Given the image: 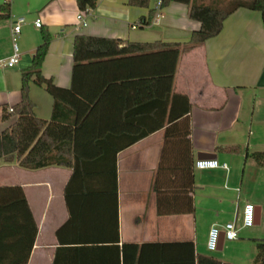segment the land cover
Here are the masks:
<instances>
[{
	"label": "crops",
	"instance_id": "0c3cea01",
	"mask_svg": "<svg viewBox=\"0 0 264 264\" xmlns=\"http://www.w3.org/2000/svg\"><path fill=\"white\" fill-rule=\"evenodd\" d=\"M158 1L137 6L128 0H97L87 15L88 24L80 26L77 0H0L10 3V15L0 18L1 107L21 101L22 72L32 65L42 27L52 33L43 74L63 87H71L75 79L89 94L99 96L104 90L79 133L81 172L72 184L79 192L72 198L73 209L65 195L73 167L31 169L18 160H0V186L21 185L39 225L28 264H118L124 242L180 240H191L196 252L224 261H255L258 242L264 240V165L251 155L264 150L261 11L239 7L224 20L220 33L183 52L168 100L165 94H149L163 89L161 85L136 82L142 76L138 74L154 71L145 70L148 64L139 58L73 70L77 34L185 43L201 27L190 16L189 5L177 1L164 6L158 18L141 24ZM20 15L26 17L16 38L20 60L6 66L3 62L15 50L12 28ZM38 17L41 26L35 23ZM116 75L119 83L111 84ZM30 96L36 115L51 119L54 98L45 84L33 78ZM171 115L177 117L170 119ZM17 118V114L1 118L0 133ZM200 158H217L228 168H199ZM115 177L118 238L112 195L99 191L110 188ZM87 188L93 192L83 194ZM190 197L192 211L159 212L160 203L183 209ZM247 201L256 205L255 225L241 228L236 239L220 240L214 250L218 253L209 252L211 226L234 220Z\"/></svg>",
	"mask_w": 264,
	"mask_h": 264
},
{
	"label": "trees",
	"instance_id": "16d2710c",
	"mask_svg": "<svg viewBox=\"0 0 264 264\" xmlns=\"http://www.w3.org/2000/svg\"><path fill=\"white\" fill-rule=\"evenodd\" d=\"M172 1L189 5L190 16L201 22V27L192 32L185 43L157 40L153 42L125 41L122 38H109L88 34H77L74 39L73 70H92L103 64H119L126 58H139L148 64L149 71L137 78L138 84H159L161 90L150 91L156 96L171 95L175 73L183 52L202 44L206 39L217 35L223 28L224 20L239 7L260 10L264 21V0H220L204 3L197 0H162V7ZM129 4L148 6L150 0H128ZM81 10L93 8L97 0H77ZM156 14L151 9L149 17L143 18L141 24H148ZM10 15V3L0 4V18ZM42 41L33 54L32 65L24 69L22 99L10 110L8 105L0 106V119L10 114H17V120L0 133V160L5 162L18 160L26 168L37 169L49 165L73 167L74 171L65 190L66 200L72 208V198L79 192L73 188V181L79 175V133L87 119L98 104L102 94H89L80 89L75 79L71 87L59 86L54 79L43 74L42 65L48 52L52 33L48 27H42ZM45 84L54 98L51 119L36 115L35 103L30 96L32 79ZM114 76V82L120 79ZM123 81V80H121ZM119 83V82H118ZM110 85V84H109ZM110 86H107V90ZM106 91V90H105ZM187 98V97H186ZM188 102V98H187ZM187 111L190 108L188 102ZM184 115V114H180ZM177 116H170L173 119ZM146 133V132H144ZM141 133L137 136L144 135ZM189 132H187L188 134ZM190 141V139H187ZM258 163L264 165V150L251 153ZM92 157V156H91ZM116 169L114 175L116 176ZM109 189V190H108ZM110 192L113 202V218L119 234L118 185L115 182L110 188L99 190ZM93 190L88 188L83 194ZM81 194V193H80ZM192 197L183 208H168L159 205L161 214L192 211ZM73 219V217H72ZM71 219V220H72ZM39 225L21 185L0 186V264H28ZM57 264V263H56ZM118 264H236L219 259L213 254L196 252L195 243L191 240L124 242L121 246V260ZM253 264H264V240L258 242V253Z\"/></svg>",
	"mask_w": 264,
	"mask_h": 264
},
{
	"label": "built area",
	"instance_id": "2783aa9c",
	"mask_svg": "<svg viewBox=\"0 0 264 264\" xmlns=\"http://www.w3.org/2000/svg\"><path fill=\"white\" fill-rule=\"evenodd\" d=\"M156 14L154 18H158L162 14V0H159L156 4ZM92 8H87L85 10H81L78 13V20L80 26H86L88 24V17L87 15L90 14ZM26 21V17L24 15L17 16L13 28H12V34L14 38V52L12 55H10L3 63L6 66H14L16 65L20 60V52L18 43L16 42L17 35L21 32L22 25ZM35 23L37 26L42 25V19L40 17L36 18ZM10 110H13V107H10ZM196 166L199 168H215V167H224L228 168L227 162H220L217 158H200L196 160ZM251 205V223L249 224L247 222L248 217V206ZM256 223V205L251 202L247 201L243 205L240 213L234 220L226 221L222 224L220 223H214L208 234L207 239V247L209 250H217L220 245V240L222 234H224V239L233 240L238 238L239 231L241 228L244 227H251L254 226ZM213 238L215 240V247H210V243L213 241Z\"/></svg>",
	"mask_w": 264,
	"mask_h": 264
},
{
	"label": "clouds",
	"instance_id": "9594fccd",
	"mask_svg": "<svg viewBox=\"0 0 264 264\" xmlns=\"http://www.w3.org/2000/svg\"><path fill=\"white\" fill-rule=\"evenodd\" d=\"M251 205L248 206V217H247V222L250 224L251 223ZM210 247L214 248L215 247V240L213 238V241L209 245Z\"/></svg>",
	"mask_w": 264,
	"mask_h": 264
},
{
	"label": "water",
	"instance_id": "95a60500",
	"mask_svg": "<svg viewBox=\"0 0 264 264\" xmlns=\"http://www.w3.org/2000/svg\"><path fill=\"white\" fill-rule=\"evenodd\" d=\"M221 240H224V234H222V236H221Z\"/></svg>",
	"mask_w": 264,
	"mask_h": 264
},
{
	"label": "rangeland",
	"instance_id": "374dc122",
	"mask_svg": "<svg viewBox=\"0 0 264 264\" xmlns=\"http://www.w3.org/2000/svg\"><path fill=\"white\" fill-rule=\"evenodd\" d=\"M209 252H211V253H218L217 251H209Z\"/></svg>",
	"mask_w": 264,
	"mask_h": 264
}]
</instances>
